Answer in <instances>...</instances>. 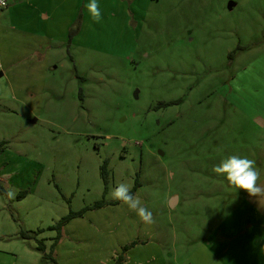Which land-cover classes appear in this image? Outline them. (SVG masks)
<instances>
[{
  "label": "rangeland",
  "instance_id": "374dc122",
  "mask_svg": "<svg viewBox=\"0 0 264 264\" xmlns=\"http://www.w3.org/2000/svg\"><path fill=\"white\" fill-rule=\"evenodd\" d=\"M4 1L0 264H264V193L212 171L264 188V0Z\"/></svg>",
  "mask_w": 264,
  "mask_h": 264
},
{
  "label": "clouds",
  "instance_id": "9594fccd",
  "mask_svg": "<svg viewBox=\"0 0 264 264\" xmlns=\"http://www.w3.org/2000/svg\"><path fill=\"white\" fill-rule=\"evenodd\" d=\"M93 22H100L102 15L98 0H89L85 5ZM0 95L7 97L9 90L0 81ZM212 171L223 176L228 185L236 191H244L249 197H255L264 193V188L258 184L259 171L256 168V161L240 155H231L214 166ZM11 195V193H9ZM112 198L126 205L129 210L135 211L141 220L146 224L153 222L152 214L141 205L138 196L131 193V185L120 183L111 193Z\"/></svg>",
  "mask_w": 264,
  "mask_h": 264
},
{
  "label": "trees",
  "instance_id": "16d2710c",
  "mask_svg": "<svg viewBox=\"0 0 264 264\" xmlns=\"http://www.w3.org/2000/svg\"><path fill=\"white\" fill-rule=\"evenodd\" d=\"M101 175L105 178L106 177V172H105V169H102L101 170ZM137 183L134 184L133 188L131 189V193L133 194L137 188ZM104 201L103 200H99V201H96L94 202L90 207L91 208H99L103 205ZM89 207H86L80 211H77V212H74V211H69V213H67L66 215L62 216L53 226H51L50 228L52 229H56L57 230V235L55 237V241L53 243V245H55L59 239V236H60V232H61V229L62 227L67 224L72 218L76 217V216H81L83 214V212L88 209ZM38 232L40 231L37 230ZM24 236L26 237H29L28 234H24ZM135 242H131L129 245L126 244V245H123L122 248H121V251L118 253L117 257L115 258L114 260V263L113 264H123L124 262V253L125 251L132 245H134ZM38 249H42L43 250V247L42 245H39L37 247Z\"/></svg>",
  "mask_w": 264,
  "mask_h": 264
},
{
  "label": "built area",
  "instance_id": "2783aa9c",
  "mask_svg": "<svg viewBox=\"0 0 264 264\" xmlns=\"http://www.w3.org/2000/svg\"><path fill=\"white\" fill-rule=\"evenodd\" d=\"M5 5V1L4 0H0V6H4Z\"/></svg>",
  "mask_w": 264,
  "mask_h": 264
},
{
  "label": "water",
  "instance_id": "95a60500",
  "mask_svg": "<svg viewBox=\"0 0 264 264\" xmlns=\"http://www.w3.org/2000/svg\"><path fill=\"white\" fill-rule=\"evenodd\" d=\"M0 75H1V72H0ZM173 203H174V197L171 199L170 205H172Z\"/></svg>",
  "mask_w": 264,
  "mask_h": 264
}]
</instances>
